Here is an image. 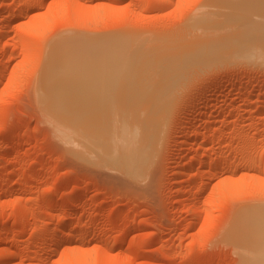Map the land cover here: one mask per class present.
Here are the masks:
<instances>
[{
  "label": "rangeland",
  "instance_id": "obj_1",
  "mask_svg": "<svg viewBox=\"0 0 264 264\" xmlns=\"http://www.w3.org/2000/svg\"><path fill=\"white\" fill-rule=\"evenodd\" d=\"M4 8L0 258L4 244L15 253L0 264H261L259 253L264 264V229H253L264 227V0H14ZM13 11L24 15L4 33ZM70 37H122L134 50L184 55L171 64L181 70L166 93L173 104L159 148L134 179L76 154L44 107L54 99L52 49ZM59 86L63 96L76 90ZM123 88L112 103L138 99ZM257 210L262 222L256 213L249 229Z\"/></svg>",
  "mask_w": 264,
  "mask_h": 264
},
{
  "label": "bare ground",
  "instance_id": "obj_2",
  "mask_svg": "<svg viewBox=\"0 0 264 264\" xmlns=\"http://www.w3.org/2000/svg\"><path fill=\"white\" fill-rule=\"evenodd\" d=\"M13 1L14 0H4L0 6L2 8L4 7L7 8V6L11 5ZM23 15H24L23 12L15 13L13 11V13L9 17H7V19L5 18L6 26L4 27L5 28L4 33H7V31L11 27L10 25L12 21L22 17ZM262 31L264 32V30ZM121 38L115 39V37H112L111 39H101V38L79 39V38L70 37V39L67 38L69 41L65 39V44L66 42L67 43L69 42L68 44L64 45L60 43L61 46L56 45L57 47L55 46L52 49V51L54 52V49L57 48L56 49L57 54L53 55V53L51 52L52 57L53 56L57 57V58L54 57V59H56L55 61L57 62L55 63L54 61V64H56L55 65L56 69H54V64H52V62H50L49 60L48 61L51 63L52 66L50 65V63L49 65L47 63L48 65L47 68L49 69V71L46 68V72H48V76H47L48 78L46 84L48 82H51L48 83L47 86L51 91L50 92L51 97L53 95L52 98L54 99L51 100L52 102L48 101L44 107L47 109L48 115L51 116L54 115L55 116L54 120H56V122L58 120V123L61 124V125L59 124L60 126H62V129L60 128L61 132L62 134H64L63 136L67 137L64 139H66V143L68 141L70 142L69 145H71L72 143L73 150H75V153L76 151L77 153L79 152L78 154H82L81 156H84L86 160L90 159L92 163L94 162L98 165H101L99 167L110 166L108 168H111L115 166L113 167L115 169L116 166L118 168L121 167L123 168V170L120 168H119L120 170L119 169L117 170L123 172V174L129 173L131 175L132 173V176L128 174L129 178H132L136 176L137 173H139L137 177L141 174L144 167H146V165L149 164L150 161L152 160L154 153L158 150L157 148H159V145L163 137V132L165 131V127L169 119L168 118L170 114L169 112L171 111L170 107H172L171 104H173L171 101L172 100L171 97L173 93H171L172 95L171 94L168 95L166 93L171 88H173V86H175L176 84L175 74L176 73L178 74V71L181 70V69L171 68V64L174 60L176 61L177 59L180 58L181 60L184 61V55L183 56L181 55L182 57L178 58L177 55L179 56V54L174 53L175 51H173L172 54L170 53L171 51L170 52L167 51L166 53H164L163 49L162 50L149 49L150 47L147 48L146 51H142V49L140 50L139 47L135 48L134 50L131 43H129L126 39L124 38L121 39ZM2 48L4 49L5 47ZM198 51H199V47L197 48V52ZM193 53L195 52L193 51ZM173 54L175 55V57H172ZM189 54L190 55L185 54L186 55L185 57L187 56L192 57L191 52ZM50 59L52 61V58ZM2 60L3 59H0V64L3 63L5 58L3 61ZM175 61L172 64V66L174 65L176 66ZM177 62L179 61L177 60ZM182 62L181 64H183ZM181 64L179 65L180 68H181ZM49 66L53 67L54 69V70L52 69V73L50 71L51 69ZM175 70L178 71L176 72ZM49 72L51 73V75L52 74H59V75L57 78H56L57 75H52L51 77H49L50 76ZM46 84L44 82V85ZM59 84L65 85L66 88L69 86L68 87L69 89L70 87H72V89L73 88L76 89L77 91L71 89L70 90L71 92L74 91L73 92V95H75L74 98L77 97V99L74 100L77 101H72L73 95L71 96L70 94H66L63 96L65 90H63L64 89L63 87L60 88ZM50 85L52 86V88H50ZM57 85L59 86V88L57 87ZM118 85L120 86L119 87L120 91L124 90L123 87H130V89L133 90V91L130 90L132 91L131 93H133L136 90L134 92L135 95L132 96L137 97L138 99L136 100L134 98L133 99L134 102H130L126 105L123 104L124 102L121 103V101H119L120 103L118 102L119 104L117 102H116L117 104L114 103L115 101L114 98L112 100L113 101L112 103L110 98L115 97V94L117 95V92H119L118 91L119 88L118 89L114 88V87L117 88ZM55 86L57 89L55 88ZM107 87H109V89ZM110 87L114 89L113 90L114 96L113 97L110 96L112 92L111 91L109 92L110 95L108 94V97L110 98L107 97L110 100V102L104 101V99L100 97L102 95L104 96L106 90L110 91L111 90ZM101 88L105 89L102 90L103 94H101V90H100ZM150 88L152 89L151 92L148 91L150 90ZM58 89H62V91L59 93ZM97 89L100 92L96 91ZM56 90L57 92H55ZM162 90L163 92H161ZM52 91L55 92L54 93L55 97ZM170 91L172 92V89ZM170 91L168 93H170ZM62 92L63 94H61ZM69 92L70 91H68V93ZM56 96L61 97L60 99L62 100L60 102L56 101L58 104L63 102V97H65L66 105H62L61 103L60 107H58L59 105L56 102H53L55 101ZM119 96H121L120 93L117 97ZM167 96L169 97L167 98ZM80 97L84 100L80 99ZM66 99L68 101L72 99L71 100L72 102L70 101L71 103L67 104L68 101L66 102ZM79 99L80 101H78ZM115 104L117 106H115ZM191 111H192L191 109L188 111V116ZM187 122L189 124V119ZM60 126H58V128ZM193 131H194V124H190L186 128V133H191V132L193 133ZM193 165L194 164L192 163H187L183 170L180 169L178 172L176 171L178 177L181 174H183L184 170L185 171L190 170L191 166ZM210 166L212 165L210 164ZM124 169L126 170V172H124ZM195 176L192 175L190 182L195 181L196 179ZM189 191L190 190L185 191L184 193L185 198L190 196ZM254 213L252 214L249 213V215H247L248 217L246 220L247 223L249 222L248 220H250L251 222L254 221L255 218H258L255 216L256 213L257 215H259V218L262 216L260 215L261 211L257 210V212ZM263 213L264 212L262 211V214ZM250 214L253 217H251ZM249 216L253 218V220H251ZM262 219H264V217ZM262 219L260 220L261 222ZM62 222L64 223L63 220ZM250 222L248 223L249 225L246 223L249 229L250 226L256 224V223L251 224ZM254 222H257V219ZM262 226L259 225L253 229H264V227ZM62 234H64V232ZM52 235L54 238V235L57 234H52ZM263 249L264 247L262 248V250ZM1 250L3 253L2 257L0 258L1 263L2 262L5 263L14 256L13 254L15 252L11 250L6 244L2 246ZM55 250L50 251V253L52 252L51 254L53 255L55 253ZM259 254L256 255L255 257L257 258L258 262H260L261 260L262 263L261 262L260 263L263 264L262 259L258 258ZM260 257L264 258L263 255Z\"/></svg>",
  "mask_w": 264,
  "mask_h": 264
}]
</instances>
